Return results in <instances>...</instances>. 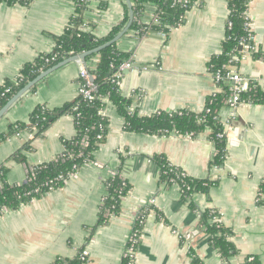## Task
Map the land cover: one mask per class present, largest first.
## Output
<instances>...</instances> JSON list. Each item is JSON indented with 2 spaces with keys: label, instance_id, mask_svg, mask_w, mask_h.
Wrapping results in <instances>:
<instances>
[{
  "label": "crops",
  "instance_id": "1",
  "mask_svg": "<svg viewBox=\"0 0 264 264\" xmlns=\"http://www.w3.org/2000/svg\"><path fill=\"white\" fill-rule=\"evenodd\" d=\"M86 5L82 29L97 37L118 25L121 32L128 22L125 0H86ZM156 10L153 3H144L139 23H152ZM74 11V0H33L29 6L0 1V85L15 78L25 63L51 52V36L63 33ZM228 15L226 0H193L184 21L170 27L165 38L156 32L141 36L129 27L115 43L132 63L119 80L121 94L133 99L131 110L141 116L202 111L207 98L220 91L209 65L227 37ZM247 15L255 50L240 51L232 68L264 88V0H250ZM97 59L85 61L92 68ZM78 83L75 61L53 71L0 118V135L11 124L26 122L38 105L57 109L72 102ZM102 115L108 131L92 160L61 188L0 212V264H53L72 259L82 248L88 250L86 264H123L135 211L144 205L156 211L144 221L134 264H191L193 256L199 264H264V203H258L264 180V104L242 102L236 109L224 105L218 110L227 144L217 163L210 128L192 136L128 132L109 101ZM74 133L73 118L63 114L33 138L28 131L9 135L0 142L7 182L23 183L32 167L61 154L63 140ZM155 156L193 179L206 180L207 190L183 201L176 184L161 181ZM115 174L130 188L119 213L102 224L98 214L106 180ZM208 209L231 230L237 252L228 258L211 245L202 227L201 214Z\"/></svg>",
  "mask_w": 264,
  "mask_h": 264
},
{
  "label": "trees",
  "instance_id": "2",
  "mask_svg": "<svg viewBox=\"0 0 264 264\" xmlns=\"http://www.w3.org/2000/svg\"><path fill=\"white\" fill-rule=\"evenodd\" d=\"M8 5L15 3L29 6L33 0H0ZM133 10V21L130 31H138L139 35L151 32H168L169 27H176L184 21L187 9L193 0L187 3L178 0H130ZM229 11L228 19L232 22L227 31V37L222 42L221 52L210 61V71L215 72L224 65H236L234 60L240 55L238 49L242 39H246L249 31L246 28L248 21L247 10L250 0H226ZM156 5V15L152 23H139L143 14L144 3ZM74 15L62 34L51 36L54 41L53 50L41 54L31 62L25 63L19 74L13 79H6L0 85V108L29 81L40 72L72 55L90 51L111 40L121 29L122 25L115 26L103 36L97 37L92 31L81 29L84 23L83 12L87 9L86 0H74ZM104 7V4H102ZM97 55L95 66L90 68V74L95 76L94 98L87 100L78 95L75 100L57 109H49L44 105L36 106L26 122H15L8 128L6 134L0 135V142L9 135L21 131H28L35 136L42 134L49 123L57 115L67 114L73 118L75 133L72 138L63 140V151L54 160L34 166L27 172L26 181L21 184L7 182V167H0V211L2 208L17 209L34 199L43 196L54 189L61 188L65 181L80 167L93 159L94 152L103 143L108 131V122L102 111L106 102L113 103L119 115L124 119V130L132 133L160 134L164 130L175 131L178 134L193 135L202 132L205 128L211 129L210 139L213 141L216 154L213 162H220L224 156L227 140L219 137L225 133L224 127L217 117L218 110L225 105L230 95L228 86L220 83V91L209 96L204 108L200 112L179 110L174 112H158L150 116H141L131 110L133 99L121 94L119 87L120 77L116 78V67L127 60L129 55L121 52L116 43L101 49L97 54L89 55L85 60ZM256 54L255 56H257ZM121 76V72H119ZM33 90V89H31ZM241 102L264 104V88L258 84L249 83V90L240 94ZM83 138L86 144H82ZM27 149L30 146L27 144ZM154 160L160 166L161 181L176 184L181 190L183 201L190 200L197 192L207 190L209 183L206 180H197L188 176L182 169L172 166L163 156H155ZM107 194L103 197L99 207V223H107L109 215H117L121 208V200L129 191V184L117 174L106 180ZM264 180L258 192V203H264ZM191 205V203H190ZM156 211L154 206H147L144 212L145 219L150 211ZM158 216L161 214L156 213ZM201 224L210 235L211 245L222 257H229L237 252L235 245L229 239L231 230L225 227L215 210H206L201 214ZM143 225H137V246ZM138 248V247H137ZM77 254L69 260H57L55 264H86V261ZM191 264H199L196 257H192Z\"/></svg>",
  "mask_w": 264,
  "mask_h": 264
},
{
  "label": "built area",
  "instance_id": "3",
  "mask_svg": "<svg viewBox=\"0 0 264 264\" xmlns=\"http://www.w3.org/2000/svg\"><path fill=\"white\" fill-rule=\"evenodd\" d=\"M187 1L188 0H178V2H182V3H187ZM155 15H156V13H155ZM155 15H154V18H155ZM246 18L248 19V21L246 22L245 25H246V28H248L249 34H248L246 39H242L240 41L239 46H242V50H241L242 52L245 49L247 50V52L248 51L253 52L255 50L254 43H253L254 34H253V31L251 30V27H250L248 15ZM231 26H232V22H230L228 19L227 20V30H229L231 28ZM80 28L82 29L83 26H80ZM135 32H136V34L139 35L138 31H135ZM157 34L161 38H165L167 35V32H157ZM75 62L78 65V77H79L78 95H81L83 98H85L87 100H92L94 98L93 90L95 88V82H94L95 76L90 74V71H89L90 68H89L88 64L86 63V61L76 60ZM131 66H132V63L129 59H127V60L123 61L121 64H119L116 67V70L118 72L116 75V78L120 77L119 72L124 71V70H129L131 68ZM232 67L224 65L221 69H219L215 72H211V73H212V76H213L215 82L218 85L220 83H222V84L228 86V90L230 91V95L227 97V99L225 101V105L232 108V109H236L242 103L241 99H240V94L249 90V82L247 81V79L242 77L238 71H236ZM170 132L178 134L175 131H166V130L163 131V133H170ZM186 135L192 136L193 134L189 133ZM29 137L33 138V134H29ZM219 137L220 138L221 137L227 138V134L226 133H224V135L219 134ZM82 144H86L84 138L82 140ZM75 173H73V174H75ZM115 175H117V174H115ZM102 200H103V198H102ZM102 200H101V204H102ZM4 210H7V208H2L0 212H3ZM146 210H147V205H144L135 211L133 228H132L130 236L127 240V245H126L124 253H123V264H134V262H135L137 247H138L137 246L138 229L136 228V226L144 224V221H145L144 212ZM106 215L109 216V220L112 217H114V215H109L108 213ZM79 256H80V258H82L86 261L87 256H88V250L86 248L80 249ZM53 264H55V262Z\"/></svg>",
  "mask_w": 264,
  "mask_h": 264
},
{
  "label": "water",
  "instance_id": "4",
  "mask_svg": "<svg viewBox=\"0 0 264 264\" xmlns=\"http://www.w3.org/2000/svg\"><path fill=\"white\" fill-rule=\"evenodd\" d=\"M126 4L129 8V18L128 22L123 28V30L119 33H117L111 40L105 42L104 44L81 54L72 55L70 57H67L63 59L62 61L50 66L46 70H43L40 72L34 79L29 81L25 86H23L18 92H16L7 102L6 104L0 108V118L7 112V110L27 91H29L33 86H35L38 82L43 80L46 76L51 74L53 71L57 70L58 68L70 63L74 62L76 60H83L85 61V58L89 55L97 54L101 49H103L106 46H109L112 43H115L130 27L132 20H133V10H132V4L130 0H125ZM239 51L242 50V46L238 47Z\"/></svg>",
  "mask_w": 264,
  "mask_h": 264
}]
</instances>
